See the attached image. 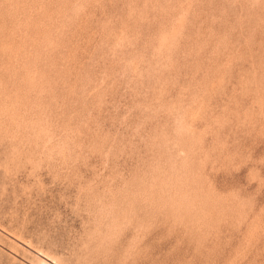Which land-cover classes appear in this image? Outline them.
<instances>
[{"label": "rangeland", "instance_id": "374dc122", "mask_svg": "<svg viewBox=\"0 0 264 264\" xmlns=\"http://www.w3.org/2000/svg\"><path fill=\"white\" fill-rule=\"evenodd\" d=\"M0 264H264V0H0Z\"/></svg>", "mask_w": 264, "mask_h": 264}]
</instances>
